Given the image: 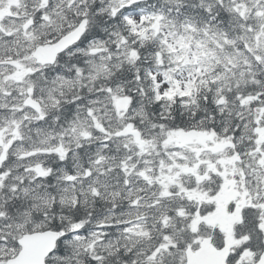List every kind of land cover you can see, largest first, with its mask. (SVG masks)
<instances>
[{"label": "snow or ice", "instance_id": "obj_1", "mask_svg": "<svg viewBox=\"0 0 264 264\" xmlns=\"http://www.w3.org/2000/svg\"><path fill=\"white\" fill-rule=\"evenodd\" d=\"M0 264H264V0H0Z\"/></svg>", "mask_w": 264, "mask_h": 264}]
</instances>
